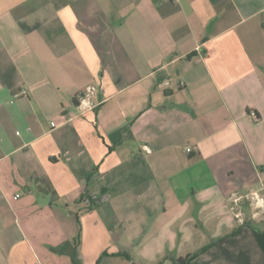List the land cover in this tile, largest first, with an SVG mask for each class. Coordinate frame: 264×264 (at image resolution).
I'll return each instance as SVG.
<instances>
[{
	"label": "crops",
	"instance_id": "crops-1",
	"mask_svg": "<svg viewBox=\"0 0 264 264\" xmlns=\"http://www.w3.org/2000/svg\"><path fill=\"white\" fill-rule=\"evenodd\" d=\"M255 195L264 0H0V264H264Z\"/></svg>",
	"mask_w": 264,
	"mask_h": 264
},
{
	"label": "built area",
	"instance_id": "built-area-1",
	"mask_svg": "<svg viewBox=\"0 0 264 264\" xmlns=\"http://www.w3.org/2000/svg\"><path fill=\"white\" fill-rule=\"evenodd\" d=\"M98 90V87L96 85L89 86L85 91L79 92L76 95V99L78 101V109H79V115L83 116L87 114L88 112L94 110L96 108V103L93 101V97L96 94ZM188 151H191L189 149ZM94 198L97 200V203H99L102 198H100L97 194H93ZM254 199L256 200L257 208L264 209V199L260 198L258 195L254 196ZM241 198H235L234 202L237 203L240 201ZM90 201L89 199L86 200L85 204L89 205ZM241 223H244V220H240Z\"/></svg>",
	"mask_w": 264,
	"mask_h": 264
},
{
	"label": "trees",
	"instance_id": "trees-1",
	"mask_svg": "<svg viewBox=\"0 0 264 264\" xmlns=\"http://www.w3.org/2000/svg\"><path fill=\"white\" fill-rule=\"evenodd\" d=\"M188 58H191V56L188 57ZM87 199H89L90 203H89V205L86 206V209L92 210V209H94L98 205L97 200L94 198V196L92 194V191H90V190H88L82 196L81 202L85 203ZM241 232H242V228H238V229L234 230L231 234H229V236H237V235H240ZM70 245H71L70 243H66L63 246H61L58 249V251L60 253H65L66 252V249ZM79 245H80V238L78 237L73 242V248H74V250L71 253V257H72V259H73V261H74L75 264H80V262L77 260V247ZM211 246L212 245L208 246L206 249H208ZM118 255H123V254H118ZM127 257H129V256H127ZM194 259H195V255H190V256H187L185 258H181V259L175 260V264H193Z\"/></svg>",
	"mask_w": 264,
	"mask_h": 264
},
{
	"label": "rangeland",
	"instance_id": "rangeland-1",
	"mask_svg": "<svg viewBox=\"0 0 264 264\" xmlns=\"http://www.w3.org/2000/svg\"><path fill=\"white\" fill-rule=\"evenodd\" d=\"M238 202L240 204V201H238ZM245 202L247 203V201H245ZM246 203H243L241 205V208L243 210L240 208L239 211L240 212L242 211V212L241 213L238 212V215L236 217L238 221L244 220L245 223H246V221L252 223L253 220H260V219H263L264 218V211H263V209L257 208V207L252 208L251 206H249V203H248V205ZM250 209H253V210L250 211Z\"/></svg>",
	"mask_w": 264,
	"mask_h": 264
}]
</instances>
